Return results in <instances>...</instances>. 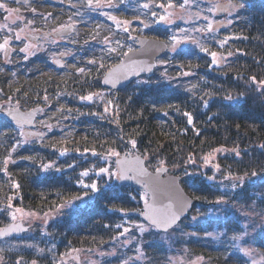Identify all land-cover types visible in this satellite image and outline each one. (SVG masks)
Instances as JSON below:
<instances>
[{
	"label": "trees",
	"instance_id": "trees-1",
	"mask_svg": "<svg viewBox=\"0 0 264 264\" xmlns=\"http://www.w3.org/2000/svg\"><path fill=\"white\" fill-rule=\"evenodd\" d=\"M145 1L124 0V5L115 0L125 10L121 16L152 19L151 25L140 26L139 34L170 40V28L157 23L154 11L143 7ZM182 1L151 0L157 11L162 9L161 3ZM235 1L244 6L238 8L232 24L220 28L222 33H205L202 39L195 33L175 50L163 52L152 73L137 76L118 89L102 86L100 78L127 50L120 41L129 40V30L120 31L97 8L92 9L88 0L49 1L59 5L54 14L48 9L49 30L83 16L87 19L80 20L81 28L72 43L76 56L69 69L50 64L47 71H28L17 80L0 72V98L23 107L59 103L52 114L56 128L44 138H31L23 144L20 131L9 120L0 122V227L12 220L16 209L44 213L68 201L73 205L21 236L5 238L26 243L0 250V264H56L78 248L112 246L124 228L129 229L125 234L138 235L145 247V241L156 233L153 227L144 232L139 229L147 225L140 217L143 189L98 174L107 161L114 167L111 155H106L113 151L139 154L147 167L166 165L178 174L194 199L191 211L196 216L193 224H187L189 228L182 226L179 246H193L199 258L212 264H249L244 253L230 251L231 245L225 242L219 244L240 232V218L209 215L218 208L220 197L228 203L264 209V87L251 81L253 76L257 82L264 80V0ZM34 7L32 21L42 25L45 7ZM108 32L119 42L115 52L99 44ZM131 43L135 46L134 39ZM89 46L92 55L86 50ZM212 51L218 53L216 65L212 64ZM89 94H94L92 100L80 99ZM227 95L235 99L229 101ZM186 112L193 116L192 125L187 123ZM216 147L235 148L240 155L233 151L218 154L214 162L220 170L203 169V158ZM65 148L68 151L61 155ZM48 162L53 167L44 170L41 165ZM84 170L88 176L81 175ZM253 171L256 176L251 175ZM245 174L243 186L234 189L235 179ZM80 180L96 182L97 190L84 187ZM258 240L264 244V236ZM152 246L165 251L159 242Z\"/></svg>",
	"mask_w": 264,
	"mask_h": 264
},
{
	"label": "rangeland",
	"instance_id": "rangeland-1",
	"mask_svg": "<svg viewBox=\"0 0 264 264\" xmlns=\"http://www.w3.org/2000/svg\"><path fill=\"white\" fill-rule=\"evenodd\" d=\"M7 0H3L5 3ZM49 1L53 0H36V2L41 3L45 6L52 8L53 14L54 11H58V4L53 5L50 4ZM62 1V0H55ZM118 1V0H117ZM229 2L233 5H238L235 0H188L187 4H184V0L178 4H174L173 2H168L165 4V7L160 9V11L155 10L152 8L151 0H146L144 4H149L147 10L151 8L156 14L157 23H163L164 25L168 26L171 30V39L168 40V49L172 50V37L175 36L177 38V43L175 47L178 46L180 43H183L187 40H190L191 37L195 33L200 39L203 38L205 33L209 34H219L222 33L221 30H214L216 26H219L218 21H225L228 24H232V22L236 19V15L238 13V8H229L226 12L222 15H217L214 12L208 11L210 7L214 4H219L221 2ZM121 3L125 5L124 0H120ZM169 3H171V7H169ZM7 4V3H5ZM112 6H108L107 0H102L101 6L97 7L95 0H93V5L91 6L92 9L97 8L98 12L106 16V19L111 21L120 31H125L128 29L129 40H124L123 42L120 41V44L126 46V49L133 48L132 46V39H134V45L136 41V36L139 35V31L142 30L143 25H151L152 19L141 15L140 17L136 18H125L121 16V14H125L124 9H119L117 2L115 0H111ZM184 5L181 7V5ZM15 7L12 5L11 7L8 6V11L2 9L0 13V32L4 34L1 38V44H4L3 48H0V57L3 52L7 53L6 58L2 57L0 59V72L6 76L9 80H17L18 77H22L24 75V69L26 71H32L35 69V65L38 64V52L44 50V53L48 55V60L51 62V58L55 55L60 56L62 52H66L64 56H61L63 59V66L61 69H69L73 64V57L76 56L74 50L72 49V43L75 42L76 34H78L80 30L79 23H82L80 20H86L87 18L83 16L82 19H73L70 21H66L65 23H72L74 25V31L71 32L70 35L62 36L59 38H55L52 36L48 37H41L38 42L36 51L30 53L28 59H22L19 50H25L26 52L29 51L30 47H33L30 43V40L25 36L27 33H30L28 27L26 25L21 26V19L25 18L23 12L20 16L16 15L14 12ZM33 8V7H32ZM49 11L48 17L51 15ZM231 13V15H230ZM116 17V20H111L108 16ZM160 15H165L168 19L172 20V23H168L167 21H159L158 17ZM24 16V17H23ZM207 18V19H206ZM52 21V20H51ZM51 21L49 20L45 25V29L49 31L51 28ZM80 21V22H78ZM128 21L130 23H125ZM119 22V23H118ZM211 22L213 24L212 30H207L208 23ZM217 22V23H215ZM137 23V24H136ZM50 27V28H49ZM131 28V31H130ZM136 29L138 32H136ZM19 36V39H16V36ZM143 35V34H140ZM107 38V39H106ZM117 39L112 35V33H106L105 36L99 41V44L104 46L105 48L114 49L119 45L117 43ZM119 40V39H118ZM5 41L7 43L5 44ZM18 41V43H17ZM26 41L27 44L22 48L19 42ZM116 41V42H115ZM25 43V42H24ZM5 46L8 48L5 50ZM89 46L86 47V50L89 52L92 50ZM124 53V52H123ZM122 53V54H123ZM122 56V55H121ZM120 56V57H121ZM40 58V57H39ZM90 58V54L88 56ZM218 58V57H217ZM159 56L157 57V61ZM43 60V59H42ZM85 60V59H84ZM46 67V64H45ZM47 68V67H46ZM1 89V88H0ZM104 93V92H103ZM101 93V94H103ZM11 96V95H10ZM6 104H14L19 107H23L16 103L14 100H6ZM41 109L38 111L36 115V131H41V137L49 136L52 129L56 128V120L55 117L52 115L58 109L59 103L53 104V107H50L49 103H42ZM23 144L29 142L28 139H22ZM221 147H216L209 151L205 156L211 154V162L205 164L203 162L202 168L205 169L206 167L215 169L214 162L216 156L218 154H225L231 152L233 149L225 148V151L217 152L216 149ZM114 156L111 155L114 165ZM106 168H109L111 172H116L115 167L111 166L109 161L106 162ZM167 172L174 173L173 170L167 169ZM108 178H113L116 180L115 176H109V174H105ZM178 175V174H177ZM144 191V190H143ZM145 199H148L147 193L144 191L142 194V200L144 203ZM64 207H59L56 210L44 213H37L35 211L19 209L20 211L13 210L12 220H21L24 224H28L29 228L36 224H42L46 219H50L52 217H56L61 215L64 211H67L69 207L73 205V202L64 203ZM215 210H211L209 215H222V216H235L239 220L241 224V230L238 233L246 231V235L243 236L240 240H233L231 236L230 239L228 237L223 238L219 241V244L226 243V245H231L230 251H238L242 252L240 249H248L251 255H246L248 257V263L253 264H264V244L258 240L259 236H264V209L259 208L253 205H244L243 203L240 204L238 202H226L223 204H219ZM191 211V209H190ZM188 212L186 216L182 217L171 229L166 231H158L155 229L156 234H151V238L145 241V247L142 246L140 237L134 234H123L119 239H117L114 244L108 248H78L69 252V256L65 259L64 257L57 260L56 264H212L209 263L207 260L199 258L197 253H194V247L187 248L186 246H179V239L182 237V226L189 228L187 224H193V218L196 217L194 211ZM13 214L15 218H13ZM188 222V223H187ZM145 225V224H144ZM145 230H148V225L144 226ZM140 229V228H139ZM143 231V232H144ZM142 232V231H140ZM237 233V234H238ZM193 235V234H190ZM210 236V235H209ZM208 236V237H209ZM197 239H200L202 235H197ZM154 242H159L165 248V251H162L156 246H152ZM26 242L11 240V239H0V250L2 251L4 248L10 247H17L21 244H25ZM218 244V245H219ZM244 253V252H242ZM75 256H78L77 259H74ZM1 260V257H0Z\"/></svg>",
	"mask_w": 264,
	"mask_h": 264
},
{
	"label": "water",
	"instance_id": "water-1",
	"mask_svg": "<svg viewBox=\"0 0 264 264\" xmlns=\"http://www.w3.org/2000/svg\"><path fill=\"white\" fill-rule=\"evenodd\" d=\"M14 1L27 2L29 0ZM227 4H229V2L219 3V5ZM217 12L222 13L224 11ZM224 24V22L220 23L221 26ZM71 31L72 25L67 24L55 29L50 33V35L54 37L63 36L70 34ZM166 50L167 43L165 40L153 36L138 35L136 37V47L133 48L131 52L127 50L125 52L126 55L124 53L117 62L112 64L107 70L104 71L100 78L101 85L111 89H118L130 83L131 80L139 75L152 73L154 67L156 66V58ZM54 62L58 65L62 64L61 60L55 59ZM122 65L128 67L135 65V67L125 79L118 80L116 79V76L119 75V73L127 70V68L123 67ZM149 66H151V70H147ZM106 78L110 81L109 83H105ZM0 109L2 114L10 118L16 126L24 125L26 127L24 133L37 135L40 134L39 131L35 132L31 129V127L34 125L33 121L36 112L40 109V106H34L26 110L20 109L18 107L2 109L0 104ZM10 113H18L20 115L21 119L19 124L17 123L15 115H10ZM117 161H119V163ZM114 164L116 172L122 171L125 174L124 179H117L118 183L131 184L132 186H141L148 194V204H152L154 202V196L157 206L167 205L169 203L178 206L180 203L186 202L188 205L187 210L181 213L180 219L184 217L190 210L193 199L181 186L178 175L166 173L168 168L167 166L160 165L154 170H151L146 167L143 156L132 153L119 154L118 156H115ZM144 211H146L145 202L142 204V212ZM140 216L147 224L149 223L145 216L141 214ZM13 228L17 230L12 231L11 229ZM27 229L28 224H24L21 220L10 221L9 223L0 227V230H3L5 233V235H0V239L20 236ZM156 230L165 231L164 229L160 228H156ZM75 258L77 259V256H75Z\"/></svg>",
	"mask_w": 264,
	"mask_h": 264
},
{
	"label": "snow or ice",
	"instance_id": "snow-or-ice-1",
	"mask_svg": "<svg viewBox=\"0 0 264 264\" xmlns=\"http://www.w3.org/2000/svg\"><path fill=\"white\" fill-rule=\"evenodd\" d=\"M101 2L102 0H95V3H96V6L99 7L101 6ZM108 2V6H112L111 4V0H107ZM188 0H184V4H187ZM88 5L89 6H92L93 5V0H88ZM169 7H171V3H169L168 5ZM184 5L182 4L181 7H183ZM243 3L239 4V5H233L231 3L227 4V5H219V4H214L212 7H210L208 9V11L210 12H214V11H225L229 8H236V7H243ZM143 7L145 8H148L149 7V4H144ZM159 7L161 8H164L165 5L163 3H161L159 5ZM0 9H5V10H8L7 9V5L3 2H0ZM8 11H13V10H8ZM153 16H156V13L153 12L152 13ZM231 15V13H230ZM109 19L111 20H116V17L114 16H111L109 15L108 16ZM159 21H167L168 23H172V20L168 19L167 16L165 15H160L158 17ZM207 19V18H206ZM119 23V22H118ZM125 23H130L128 21H125ZM212 23L209 22L208 25H207V30L208 31H211L212 30ZM125 31H127V29H125ZM20 37L17 35L16 36V39H19ZM107 39V38H106ZM172 47H173V50H175V44L178 42L177 41V38L175 36L172 37ZM7 43V41H5V44ZM223 44V41L221 42ZM4 47V44H0V48H3ZM202 51L204 52H208V49L207 48H201ZM111 51L115 52L116 49H111ZM129 52L132 51L131 48L128 49ZM126 55V53H125ZM210 55L212 57V64L213 65H216L218 64V60H217V57H218V53L215 52V51H212L210 52ZM229 55H231V53H229ZM91 63H95V61H91ZM163 63V61H162ZM123 66V65H122ZM101 67H103V64H101ZM123 67H126L127 70L124 71V72H121L119 73V75L116 76V79H125L127 77V75H129L131 73V71L133 70V68L135 67V65L131 66V67H128V66H123ZM141 70H144V69H141ZM147 70H151V66L148 67ZM78 71H81L83 72L84 70L83 69H78ZM184 75H189L190 73H183ZM251 81L253 83H259L262 87H264V80H261V81H258L256 80V77L253 76L251 77ZM110 81L106 78L105 79V83H109ZM93 95L94 94H89L87 96H81L80 99L81 100H92L93 99ZM46 99V97H45ZM225 99L231 101L233 99H235V97H233L232 95H227L225 97ZM109 104L111 103V101L108 102ZM206 103V102H205ZM108 109L106 108L105 111H107ZM10 115H15L16 119H17V123L19 124L20 123V115L18 113H10ZM185 116L187 117V123L189 125H192L193 124V116L191 115V113H185ZM21 135H23V133H21ZM131 143L134 145L135 144V141L132 140ZM54 146V145H53ZM261 147H264V145H262ZM13 151H15V146L13 147L12 149ZM68 151V149H62L61 150V155H64L66 152ZM85 151H89L88 149H85ZM94 152V150H92ZM215 151L217 152H220V151H225V149H223L222 147L221 148H218L216 149ZM236 156H239L240 155V152L237 150V149H233L232 150ZM106 155H115V156H118L119 154L115 151L113 152H110ZM11 159V156L9 155L8 157L5 158V160L3 161V163L5 165H7V163L9 162V160ZM190 159H192L190 157ZM204 160V163L205 164H208L211 162V154H209L208 156H205L203 158ZM119 163V161H117ZM194 162V160H193ZM161 163H163V161H161ZM41 167L44 169V170H48L49 168H52L53 167V162H48V163H42ZM214 167L217 169V171L220 170V165L217 163L214 165ZM6 167L3 169V171H6ZM98 174H109V176H115L117 179H124L125 178V174L122 172V171H118V172H111L109 168H106V167H100L98 169ZM82 176H88L89 175V172L88 170H84L82 173H81ZM252 176H256L257 173L255 171H253L251 173ZM247 174H245L244 176H239L235 179V182L232 184V187L235 189L236 187L240 186L242 187L243 184H244V181H245V178H246ZM228 178L229 179H232V173L229 172L228 174ZM208 179H214V177H208ZM79 183H81L84 187L86 188H90L92 191H96L97 190V183L96 182H92L91 184H84V181L83 180H80ZM17 188L19 187L18 184L15 185ZM72 199H79V197H73ZM153 203L152 204H148L147 202V199H145V209L146 211L142 212L141 215L145 216L146 220L149 222L148 223V227H155V228H160V229H164L165 231L169 228H171L173 225H175L179 220H180V217H181V213L186 211L187 210V203L184 202V203H180L178 206L176 205H173L172 203H169L167 205H159L157 206V204L155 203V196L153 197ZM71 201H68V203H70ZM216 203L218 204H223V203H226V201L223 199V197H220L216 200ZM8 207H11V205H9ZM61 208L64 207L63 204L60 205ZM17 211H20L19 209H17ZM120 211H125L124 209H120ZM13 218H15L14 214H13ZM195 219V217L193 218ZM107 227V225H105ZM117 227H120L119 225H117ZM140 230L143 232L145 230L144 226L143 225H140ZM12 231H16L17 229L13 228L11 229ZM129 229L128 228H124L123 229V232L121 233V235H123L124 233L128 232ZM247 233L246 231L244 232H241V233H238L236 235H234L232 237L233 240H240L243 238V236H245ZM0 235H5V233L3 232V230H0ZM242 252H244L245 255H251V253L249 252L248 249H240ZM17 264H19V261H17ZM32 264H36L35 261L32 262ZM253 264H255V262H253Z\"/></svg>",
	"mask_w": 264,
	"mask_h": 264
},
{
	"label": "flooded vegetation",
	"instance_id": "flooded-vegetation-1",
	"mask_svg": "<svg viewBox=\"0 0 264 264\" xmlns=\"http://www.w3.org/2000/svg\"><path fill=\"white\" fill-rule=\"evenodd\" d=\"M0 2H3V1H0ZM5 3H7V7L8 6H14L15 10L17 9L18 12L14 10L15 14L20 16V14L23 12V15H25V18L24 19H21V26L22 24L23 25H26L28 27H25L26 29L30 30L29 32L30 33H27L25 36L30 40V44L33 46V47H30L29 51L26 52L24 49L23 50H19L20 52V55L22 57V59L20 60H24L25 58H29L27 56L30 55L31 52L33 51H36L38 50L37 47L38 45L36 44L38 42V40L41 38V37H48L47 33H48V30L45 29V25L47 24V22L49 21V17H48V13H49V8L48 6H45L43 4V6L45 7V11H44V14H43V20L44 22L42 23V25H35L34 22L32 21V14L36 13V10H35V5H40L41 3H34L33 1H28V2H19V3H13V2H9V1H6ZM33 7V8H32ZM2 9H0V13L2 12L1 11ZM24 17V16H23ZM214 30H220V28H216ZM25 42V43H24ZM18 43V41H17ZM0 44H1V36H0ZM19 44L22 46V48H24V46L27 44L26 41H23V42H19ZM8 48V46H5V50ZM39 53L42 54V56H46L48 58V55L46 53H44V50L41 51V52H38V63L41 62L40 58H39ZM6 55L7 53L3 52V54H1V57H4V59L6 58ZM44 61L42 62V67H43V64H44ZM0 102L3 104V106H12V105H7L6 102H4L2 99H0ZM1 112H0V116H1ZM23 127H20L19 130H21Z\"/></svg>",
	"mask_w": 264,
	"mask_h": 264
}]
</instances>
